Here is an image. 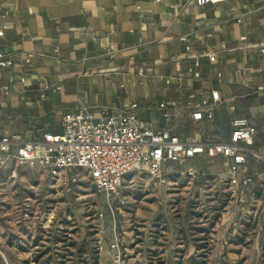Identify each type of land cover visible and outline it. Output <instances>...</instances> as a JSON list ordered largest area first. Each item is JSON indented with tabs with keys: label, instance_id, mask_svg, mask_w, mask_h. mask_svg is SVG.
Listing matches in <instances>:
<instances>
[{
	"label": "crops",
	"instance_id": "obj_1",
	"mask_svg": "<svg viewBox=\"0 0 264 264\" xmlns=\"http://www.w3.org/2000/svg\"><path fill=\"white\" fill-rule=\"evenodd\" d=\"M0 28L12 59L0 68L1 134L33 140L61 132L69 111L136 102L140 125L191 142L227 138L246 117L257 127L251 150L264 152V0H0ZM198 109L214 120H195ZM248 159L254 192L238 205L251 207L264 200V163Z\"/></svg>",
	"mask_w": 264,
	"mask_h": 264
},
{
	"label": "rangeland",
	"instance_id": "obj_2",
	"mask_svg": "<svg viewBox=\"0 0 264 264\" xmlns=\"http://www.w3.org/2000/svg\"><path fill=\"white\" fill-rule=\"evenodd\" d=\"M192 165L169 164L158 187L133 171L115 192L83 169L63 173L70 189L36 166L0 169V264H178L205 241L208 264H264V200L239 206L220 156Z\"/></svg>",
	"mask_w": 264,
	"mask_h": 264
},
{
	"label": "built area",
	"instance_id": "obj_3",
	"mask_svg": "<svg viewBox=\"0 0 264 264\" xmlns=\"http://www.w3.org/2000/svg\"><path fill=\"white\" fill-rule=\"evenodd\" d=\"M222 1L195 0L198 5ZM3 35L4 29L0 28V36ZM180 40L186 41L187 36H181ZM186 48L190 50V45ZM260 48L264 52V43ZM11 63L10 55L0 50V68ZM139 73L142 74L143 69ZM138 110L139 104L134 102L119 113L96 115L88 108L69 111L62 117L61 132L48 131L33 140H26L18 133H0V169L9 168L16 177L19 166H36L69 189L77 176H66L63 180V173L83 169L98 191L115 192L133 171L145 172L151 185L158 187L169 164L184 166L187 174L195 176L198 170L190 163L191 159L222 156L226 166L224 180L232 198L237 204L247 202L248 195L254 192L257 175L248 168V156L251 154L264 163V152L249 148L257 127L248 118H233L227 138L214 133L205 141L191 142L183 140L170 128L140 125ZM168 116L164 113V118ZM192 116L195 120L206 117L213 121L215 113L198 109Z\"/></svg>",
	"mask_w": 264,
	"mask_h": 264
},
{
	"label": "trees",
	"instance_id": "obj_4",
	"mask_svg": "<svg viewBox=\"0 0 264 264\" xmlns=\"http://www.w3.org/2000/svg\"><path fill=\"white\" fill-rule=\"evenodd\" d=\"M205 240V239H204ZM207 241L204 243L197 242L196 246L201 251L197 252L196 255L190 257L186 262H184L182 259L179 260L178 264H208V255L205 251H202V249L206 248Z\"/></svg>",
	"mask_w": 264,
	"mask_h": 264
}]
</instances>
